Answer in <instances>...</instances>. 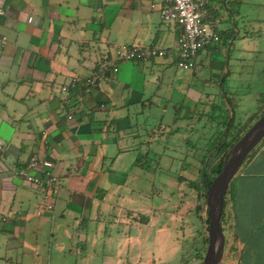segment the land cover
Here are the masks:
<instances>
[{
  "label": "crops",
  "instance_id": "0c3cea01",
  "mask_svg": "<svg viewBox=\"0 0 264 264\" xmlns=\"http://www.w3.org/2000/svg\"><path fill=\"white\" fill-rule=\"evenodd\" d=\"M229 2L205 0L220 41V25L234 36L240 33L226 11ZM164 6V0H0V35L6 38L0 48V264L23 263L25 220L41 206L39 190L14 176L30 157L42 159L41 170L57 180L53 210L43 217L68 241L54 245L65 249L70 243V250L75 238L77 255L91 247L86 232L100 221V203L107 195L120 198L133 169L140 173L155 156L158 164L180 162L165 156V146L153 138L162 130L165 110L154 115L144 106L160 104L155 102L163 99L160 82L153 74H164L166 62L176 60L179 28L161 20ZM221 10L226 11L222 17ZM121 46L152 47L165 54L121 62L116 73L109 71L86 86L97 63ZM211 51L218 49L212 46ZM72 77L75 85L59 93ZM195 96L194 102L201 97ZM186 109L194 115L192 107ZM177 119L175 111L172 122ZM155 144L158 149H151ZM246 166L222 216L227 264H264V145ZM197 217L200 232L202 213ZM31 251L29 258L35 260L37 246ZM105 251L113 261L119 259L113 250Z\"/></svg>",
  "mask_w": 264,
  "mask_h": 264
},
{
  "label": "rangeland",
  "instance_id": "374dc122",
  "mask_svg": "<svg viewBox=\"0 0 264 264\" xmlns=\"http://www.w3.org/2000/svg\"><path fill=\"white\" fill-rule=\"evenodd\" d=\"M226 11L240 33L234 36L220 25L221 41L212 45L220 52H212V46L200 50L190 70L166 62L164 74H153L160 82L158 96L163 99H155L160 102L156 109L144 103L154 115L165 110L162 130L153 138L165 146V156L179 158L180 162L175 166L158 164L155 156L153 161L143 164L140 173L133 169L120 198L107 195L100 203V221L97 226L91 224L86 232L91 247L81 249L80 255L75 254V238L70 250V243L65 249L56 248L55 242L59 246L68 238L52 231L48 217L31 213L25 220L26 260L22 264H31V260L35 264H201L192 256L200 236L196 213L198 193L191 183L198 185L200 169L205 164L202 158L213 155L216 144L226 141L232 125L239 128L241 136L264 111V0H244L239 4L233 0ZM226 11L221 10L218 15L222 17ZM192 93L197 98L201 96L198 101L192 100ZM164 99L169 102L168 107L166 102L162 104ZM187 107L194 109V115L185 112ZM175 111L180 119L173 123ZM263 141L264 138L246 156L231 179L223 213L228 209L229 195H234L240 177L245 174L246 163L255 158ZM151 149L158 147L155 144ZM213 158L205 167L206 174L211 175L220 155ZM252 170L251 167L246 172ZM129 189L134 191L132 195L128 194ZM223 230L227 240L228 232L225 227ZM93 235L97 243L92 244ZM35 245L34 260L29 255L33 256L31 248ZM105 250H113L119 259L113 261ZM227 262L223 254L218 264Z\"/></svg>",
  "mask_w": 264,
  "mask_h": 264
},
{
  "label": "built area",
  "instance_id": "2783aa9c",
  "mask_svg": "<svg viewBox=\"0 0 264 264\" xmlns=\"http://www.w3.org/2000/svg\"><path fill=\"white\" fill-rule=\"evenodd\" d=\"M165 6L159 10L162 21L175 23L179 32L175 42V65L181 70H190L194 66L197 53L219 42V34L215 29V21L209 18L205 10V0H164ZM3 11L0 7V18ZM6 38L0 35V48ZM163 50L143 48L139 46L116 47L112 57H104L95 67V71L85 79L86 86H93L98 78L111 71L116 73L121 62H145L164 56ZM77 79L72 77L60 91L65 93L73 87ZM67 120L71 117L67 116ZM1 150V145H0ZM42 159L32 156L26 164L14 172L23 183L39 190L41 206L35 211L36 216L47 215L53 210V199L57 194V180L49 170H41ZM38 171L39 175H33Z\"/></svg>",
  "mask_w": 264,
  "mask_h": 264
},
{
  "label": "water",
  "instance_id": "95a60500",
  "mask_svg": "<svg viewBox=\"0 0 264 264\" xmlns=\"http://www.w3.org/2000/svg\"><path fill=\"white\" fill-rule=\"evenodd\" d=\"M263 138L264 113L228 149L223 157L219 173L212 178L204 191L207 229L206 246L201 264H218L222 258L224 236L220 230L219 220L226 190L246 156Z\"/></svg>",
  "mask_w": 264,
  "mask_h": 264
},
{
  "label": "trees",
  "instance_id": "16d2710c",
  "mask_svg": "<svg viewBox=\"0 0 264 264\" xmlns=\"http://www.w3.org/2000/svg\"><path fill=\"white\" fill-rule=\"evenodd\" d=\"M220 39V36H219ZM227 102L229 103V98H226ZM227 103V104H228ZM264 103V102H263ZM264 112V111H263ZM263 112L261 114H259L260 116L263 114ZM258 115V116H259ZM259 116V117H260ZM233 119V116L230 115V121ZM239 128H237V126H231V133H228V136H226V141L223 143H217V149L215 151V153L213 155H211L212 157H218L220 155V159L218 161V163L214 166L211 175L206 174L205 172V167L207 165V158L210 157V155H206L202 158L201 162H205L204 166H201L200 169V175H199V183L198 185H193L191 183V186L194 187L195 190H197L198 196L201 200V206L200 204H197V216L202 213L203 215V219L201 221V228H200V232L198 231L197 234L200 236L198 238V241L196 243V245L194 246V250H193V257L196 258L197 260L201 261L202 260V253L205 250V245H206V229H207V218H206V209H205V204H204V200H205V195H204V191L205 189L208 187V185L210 184V181L212 180V178L219 173L221 165H222V160L223 157L225 156L226 152L228 151V149L230 147H232V145L237 142V140L240 138V134L238 133ZM264 143V141L262 142ZM259 149H257L258 151ZM227 192V190H226ZM226 194V193H225ZM225 198V196H224ZM199 202V201H198ZM224 204L225 201L223 199L222 202V211L220 214V220H219V226H220V230L222 232V228H221V222H222V216H223V208H224Z\"/></svg>",
  "mask_w": 264,
  "mask_h": 264
},
{
  "label": "flooded vegetation",
  "instance_id": "af4514ba",
  "mask_svg": "<svg viewBox=\"0 0 264 264\" xmlns=\"http://www.w3.org/2000/svg\"><path fill=\"white\" fill-rule=\"evenodd\" d=\"M219 42H220V39H219Z\"/></svg>",
  "mask_w": 264,
  "mask_h": 264
}]
</instances>
